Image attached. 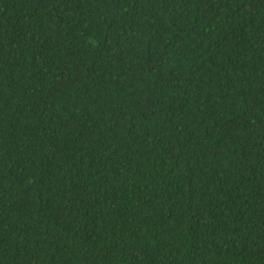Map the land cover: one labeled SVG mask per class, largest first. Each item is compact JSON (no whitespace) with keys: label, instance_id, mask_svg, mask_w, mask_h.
I'll return each instance as SVG.
<instances>
[{"label":"trees","instance_id":"16d2710c","mask_svg":"<svg viewBox=\"0 0 264 264\" xmlns=\"http://www.w3.org/2000/svg\"><path fill=\"white\" fill-rule=\"evenodd\" d=\"M0 264H264V0H0Z\"/></svg>","mask_w":264,"mask_h":264}]
</instances>
